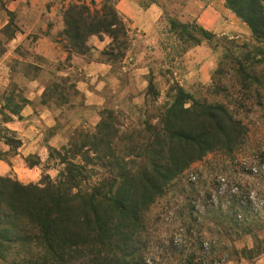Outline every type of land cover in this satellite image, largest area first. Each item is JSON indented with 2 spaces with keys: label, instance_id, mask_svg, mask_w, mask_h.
I'll use <instances>...</instances> for the list:
<instances>
[{
  "label": "trees",
  "instance_id": "obj_1",
  "mask_svg": "<svg viewBox=\"0 0 264 264\" xmlns=\"http://www.w3.org/2000/svg\"><path fill=\"white\" fill-rule=\"evenodd\" d=\"M153 2L139 6L145 9ZM223 2L249 29L252 45H236L235 39L195 22L169 19L168 25L189 48L215 38L235 44L236 55L228 56L235 60L238 91L247 94L259 86L253 68L264 65V0ZM114 4L103 0L97 9L93 2L77 0L63 10L55 42L66 52V61L86 56L93 49L88 45L92 36L109 38L101 52L108 59L124 56L128 30ZM171 91L170 103L157 110L156 123L136 135L120 132L116 116L102 110L94 128L76 130L59 149L49 147V157L58 159L55 179L43 176L24 185L0 177V264H238L264 259V148H243L248 128L227 105L198 100L179 86ZM212 93L217 94L215 89ZM18 113L8 114L3 125ZM3 130L10 137H1L2 142L15 151L20 141ZM4 156L0 151V160L7 161ZM28 159V167L39 165ZM199 162L216 163L219 171L204 176L198 169L184 183V175ZM230 168L252 181L222 173ZM178 186L182 205L176 216L152 219V209ZM200 192L204 197L197 205ZM165 222L178 226L179 243L157 242L163 240L159 227ZM246 236L251 246L237 248Z\"/></svg>",
  "mask_w": 264,
  "mask_h": 264
},
{
  "label": "rangeland",
  "instance_id": "obj_2",
  "mask_svg": "<svg viewBox=\"0 0 264 264\" xmlns=\"http://www.w3.org/2000/svg\"><path fill=\"white\" fill-rule=\"evenodd\" d=\"M9 1L0 0V61L6 68L8 81L6 90L0 96V113H2L0 142H2L1 137H10L3 130L5 127L3 121L7 120L8 114L12 112L17 114L25 106L31 107L34 113L45 109L50 112L54 120L53 127L45 128L43 132L42 144L45 149L40 154L28 156L29 163L39 162L38 176L34 182L30 183L39 182L43 176L55 179L58 174V159L54 156L49 157L51 146L47 142L52 136L55 134L61 136L63 139L61 146L54 149L61 148L74 137L76 130L94 128L100 121L102 110L111 111L116 116V120L121 125L120 132L130 136L136 135L137 131H142L156 123L157 110L162 105L170 103L173 94L171 90L174 86L181 87L198 100L204 99L208 103L217 102L227 105L235 117L248 128V139L243 148L250 151L264 148V65H256L253 68V74L259 86H251L247 94L241 93L237 88L235 60L228 56V54L236 55L235 44H228L222 39L215 38L189 48L190 44L182 43L170 31L169 19L179 23H194V17L200 10L196 2L202 3V0H157L163 7L152 42L148 43L140 33L127 28L128 43L123 57L110 60L101 54L109 43V38L104 36L102 40L107 39V44L102 50L93 48L82 57V61L74 63L71 59L51 61L37 55L32 49L43 35L52 42L56 41L63 27L64 6L55 9V16L52 18L46 15L42 21H36L37 19L33 18L29 23L23 17V9L16 12L6 9ZM152 1L155 2V0H138V4L145 5ZM91 2L94 3L92 5L94 8L99 9L103 1ZM45 12H49V7L46 6ZM35 22L39 24V27L36 26L38 24L33 26ZM24 31L28 33L27 41L14 49L9 47L7 49V40L15 34H23ZM224 37L235 39L236 45L241 46L243 43L252 45L250 32L247 35L238 33L233 36L224 35ZM227 49L228 53H225ZM7 51L9 53L6 54ZM90 61L106 63L110 66L108 73L96 77L95 80L90 78L87 80L81 68ZM58 66L60 71L57 73ZM201 68L207 69L205 82L200 80ZM59 77H68V80H60ZM30 81H36L44 88V95L33 101L26 99L28 97L26 84ZM79 82L84 84L83 88L90 94L76 88ZM148 83L152 85L151 92H147ZM214 89L217 94L212 93ZM93 95L99 99V104L91 103ZM122 146L123 144H120L118 148ZM11 155L12 152L6 154L4 158ZM210 157L211 155L206 157L208 162L212 161ZM204 165L206 163L203 162L194 164L193 170L184 175L182 179L184 183L190 174L195 176L194 173H198V169L203 171L204 176L214 168L219 171L216 163H210L209 166L206 165V168L203 167ZM229 171L222 170V173H230L243 182L252 181L247 174H238L231 168ZM4 177L17 180L13 171ZM207 184H210L209 181ZM179 189L180 186L175 187L165 200L152 209V219H160L165 214L169 215V220L176 216V209L182 205L181 198H178ZM203 197V192L195 196L197 205L202 203ZM213 199L215 201V198ZM159 237L163 240L160 239L157 242L162 244L164 242V245L169 244L171 240L173 243H179L182 233L177 225L165 222L159 227ZM152 242L155 243L156 239ZM235 246L250 247V237L242 238ZM225 264L236 263L230 261ZM238 264H264V259L253 263L241 261Z\"/></svg>",
  "mask_w": 264,
  "mask_h": 264
},
{
  "label": "crops",
  "instance_id": "obj_3",
  "mask_svg": "<svg viewBox=\"0 0 264 264\" xmlns=\"http://www.w3.org/2000/svg\"><path fill=\"white\" fill-rule=\"evenodd\" d=\"M76 1L77 0H10L6 4V9L10 12L23 9V17L30 23L33 18H36V21H42V18L46 15L52 18L55 16V9L62 8L63 6V8H66L72 2ZM79 1L88 5L91 1L99 2L103 0ZM196 5L200 6V10L194 17V22L203 29L217 36H233V34L238 33L247 35L249 32L246 25L240 22L224 7L223 0H202V3L198 1ZM46 6L49 7V12H45ZM162 7L163 5L158 3L157 0L149 4L145 9L139 6L138 0H115L114 4L118 16L123 20L126 27L140 33L143 39L147 40L148 43L152 42L156 35ZM6 22L7 21H5V23ZM36 24L38 23H33V26ZM36 26L39 27V24ZM15 35L7 40V49H14L28 39V33L25 31L23 34L18 33L16 36ZM105 44H107V39L100 40L96 36H92L89 39V46L97 50H102ZM32 49L35 50L37 55L51 61H64L67 57L66 52L59 44L50 41L44 35L37 40L36 45L34 44ZM7 53H9V51H7L6 54ZM71 60L72 63L75 61H82V56H72ZM109 67L110 66L104 62L90 61L84 64L81 70L87 80L89 78L95 80L96 77L108 73ZM2 71H4V73ZM206 71L207 69L203 70L201 68L202 75L200 80L202 82L206 81ZM7 84L6 68L0 61V96L6 90ZM83 85V83L79 82L76 88L81 92L88 93V90L84 89ZM26 86L28 91V97L26 99L29 101L38 99L44 91V88L36 81H30ZM91 103L95 105L99 104L100 101L93 95ZM10 117L11 120L5 123L4 126L15 134L16 139L20 141V146L15 151H12L8 145L4 144V142H0V151L2 153L6 155L12 152L11 156H7V161L0 160V177H4L13 171L20 183L28 184L36 180L38 168L37 166L28 167L25 163V158L30 155L40 154L45 149L42 144L43 132L45 128L51 129L53 127L54 120L47 110L42 109L34 113L29 106L23 107L18 115H10ZM62 142L63 139L61 136L55 134L48 140L47 144L55 148L61 146Z\"/></svg>",
  "mask_w": 264,
  "mask_h": 264
}]
</instances>
